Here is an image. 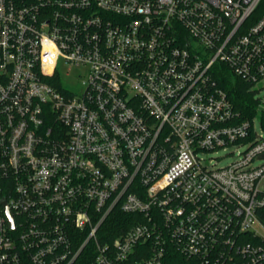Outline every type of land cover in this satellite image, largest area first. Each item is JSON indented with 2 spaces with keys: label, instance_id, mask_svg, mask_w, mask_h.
<instances>
[{
  "label": "built area",
  "instance_id": "built-area-1",
  "mask_svg": "<svg viewBox=\"0 0 264 264\" xmlns=\"http://www.w3.org/2000/svg\"><path fill=\"white\" fill-rule=\"evenodd\" d=\"M225 69L264 80V0H0V264H264V109Z\"/></svg>",
  "mask_w": 264,
  "mask_h": 264
},
{
  "label": "trees",
  "instance_id": "trees-1",
  "mask_svg": "<svg viewBox=\"0 0 264 264\" xmlns=\"http://www.w3.org/2000/svg\"><path fill=\"white\" fill-rule=\"evenodd\" d=\"M219 82L228 93L235 109L239 111L241 119L251 118L257 114L259 100L255 97L256 90L251 87L250 83L226 69L220 75ZM260 119L264 127V111L260 113ZM117 217L122 220L123 229H128L133 225L135 215L119 214ZM109 226L111 233L116 234L119 232L116 222H112ZM172 264H187V260L182 255L176 254L172 260Z\"/></svg>",
  "mask_w": 264,
  "mask_h": 264
},
{
  "label": "rangeland",
  "instance_id": "rangeland-1",
  "mask_svg": "<svg viewBox=\"0 0 264 264\" xmlns=\"http://www.w3.org/2000/svg\"><path fill=\"white\" fill-rule=\"evenodd\" d=\"M60 70L63 76V82L66 86L73 87L76 89L81 88V81L77 77V72L75 70H72L70 73H67L68 66L65 63H61ZM255 90H256L255 97L259 100V104L257 106L258 110L264 109V80L259 82ZM231 149L232 148H228L226 150L219 149L216 152L208 154L207 157L223 156L217 165H226L237 157V152L226 154V152L230 151Z\"/></svg>",
  "mask_w": 264,
  "mask_h": 264
},
{
  "label": "water",
  "instance_id": "water-1",
  "mask_svg": "<svg viewBox=\"0 0 264 264\" xmlns=\"http://www.w3.org/2000/svg\"><path fill=\"white\" fill-rule=\"evenodd\" d=\"M11 215V214H10Z\"/></svg>",
  "mask_w": 264,
  "mask_h": 264
}]
</instances>
